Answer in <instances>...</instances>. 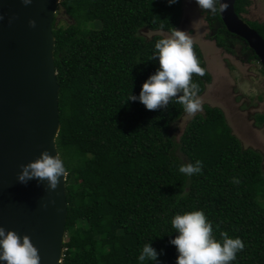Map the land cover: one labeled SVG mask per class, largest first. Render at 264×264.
Segmentation results:
<instances>
[{
    "label": "trees",
    "instance_id": "obj_1",
    "mask_svg": "<svg viewBox=\"0 0 264 264\" xmlns=\"http://www.w3.org/2000/svg\"><path fill=\"white\" fill-rule=\"evenodd\" d=\"M252 0H236L237 13ZM182 0H60L55 17L54 57L60 84L57 150L67 171L66 238L62 264H151L138 261L150 241L155 264H176L172 216L202 210L212 235L239 237L244 247L231 264H264V171L260 152L243 148L217 106L204 105L175 141L169 130L184 113L171 101L147 110L126 101L158 67L152 56L159 35L180 24ZM217 7V5H216ZM206 20L212 39L228 46L231 34L218 10ZM264 37V23L248 21ZM242 41V40H241ZM244 42V41H242ZM244 49L255 53L244 42ZM193 52L203 76L192 82L203 93L211 74L202 52ZM264 69V68H263ZM264 124V111L256 115ZM179 149L184 157L176 154ZM202 162L198 174L184 176L181 164ZM239 183H233V178Z\"/></svg>",
    "mask_w": 264,
    "mask_h": 264
},
{
    "label": "water",
    "instance_id": "obj_2",
    "mask_svg": "<svg viewBox=\"0 0 264 264\" xmlns=\"http://www.w3.org/2000/svg\"><path fill=\"white\" fill-rule=\"evenodd\" d=\"M60 0H0V226L28 235L39 264H62L66 238L67 171L55 190L45 181H17L20 166L47 150L59 155V90L53 22ZM219 0L226 29L243 38L264 67V37ZM35 21V26L28 24Z\"/></svg>",
    "mask_w": 264,
    "mask_h": 264
},
{
    "label": "clouds",
    "instance_id": "obj_3",
    "mask_svg": "<svg viewBox=\"0 0 264 264\" xmlns=\"http://www.w3.org/2000/svg\"><path fill=\"white\" fill-rule=\"evenodd\" d=\"M166 2L172 5L177 0ZM194 2L200 10L212 13L222 11L225 7L220 5V9H217L219 0ZM22 3L28 5L31 0H22ZM28 24L34 27L35 21L30 19ZM169 32L170 35L154 43L150 60L155 59L158 67L142 82L138 95L130 91L125 102L136 101L147 110H156L166 108L174 101L181 105L188 116H193L201 110V100L198 96L199 87L197 83L192 82V76L193 74L203 76L204 69L193 52V42L186 31L175 28ZM237 37L246 42L243 38ZM201 170L200 160L178 167V172L184 176L198 174ZM65 174V164L60 155H50L45 150L35 159L20 166L17 181L20 183H27L28 180L45 181L48 189L55 190ZM232 182L239 183V180L234 177ZM170 224L176 233L169 240V244L174 245L176 249V264H231L236 258V253L244 247L239 237H229L223 232L219 240L215 239L212 235V225L202 210L175 214ZM157 257L158 252L149 241L142 246L137 259L155 264ZM39 260L38 250L28 235H19L14 230H5L0 226V264H39Z\"/></svg>",
    "mask_w": 264,
    "mask_h": 264
},
{
    "label": "rangeland",
    "instance_id": "obj_4",
    "mask_svg": "<svg viewBox=\"0 0 264 264\" xmlns=\"http://www.w3.org/2000/svg\"><path fill=\"white\" fill-rule=\"evenodd\" d=\"M180 25L176 29L186 31L193 44L202 52L206 69L211 74L203 93L199 94L201 110L193 116L185 112L170 126L169 135L178 141L187 123L199 113H204V105L217 106L225 113L226 121L239 138L243 148H251L261 153L264 171V124L256 122V115L264 111V69L258 58L249 57L250 50L244 49L241 39L228 42L232 49L220 47L212 39L217 22L210 24L206 18L210 13L200 10L194 0H182ZM58 12V11H57ZM248 21L264 22V0H252L245 11L240 13ZM55 17L65 22L73 19L56 13ZM246 21V22H248ZM140 33L146 37H165L171 32L162 29L143 28ZM176 154L184 157L179 149Z\"/></svg>",
    "mask_w": 264,
    "mask_h": 264
},
{
    "label": "flooded vegetation",
    "instance_id": "obj_5",
    "mask_svg": "<svg viewBox=\"0 0 264 264\" xmlns=\"http://www.w3.org/2000/svg\"><path fill=\"white\" fill-rule=\"evenodd\" d=\"M217 9H218V7H217ZM210 13H212V12H210ZM209 13V14H210ZM242 18H243V16L242 15H240ZM244 19V18H243ZM258 22V21H257ZM259 23H264V22H259ZM214 30H215V28H214ZM243 48H244V46H243Z\"/></svg>",
    "mask_w": 264,
    "mask_h": 264
}]
</instances>
